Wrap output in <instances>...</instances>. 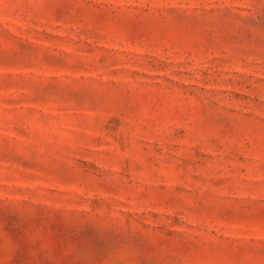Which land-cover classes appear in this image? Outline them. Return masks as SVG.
Listing matches in <instances>:
<instances>
[{
    "label": "rangeland",
    "instance_id": "374dc122",
    "mask_svg": "<svg viewBox=\"0 0 264 264\" xmlns=\"http://www.w3.org/2000/svg\"><path fill=\"white\" fill-rule=\"evenodd\" d=\"M0 264H264V0H0Z\"/></svg>",
    "mask_w": 264,
    "mask_h": 264
}]
</instances>
